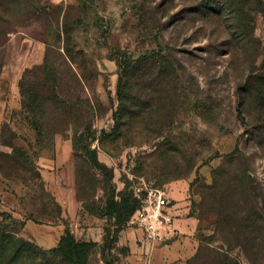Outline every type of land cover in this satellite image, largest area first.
I'll return each mask as SVG.
<instances>
[{"label":"rangeland","instance_id":"374dc122","mask_svg":"<svg viewBox=\"0 0 264 264\" xmlns=\"http://www.w3.org/2000/svg\"><path fill=\"white\" fill-rule=\"evenodd\" d=\"M207 1L11 0L16 28L8 37L0 33V221L17 237L44 251L65 231L99 244L107 238L106 260L129 264L124 237L139 230L135 213L147 195L160 191L172 234L162 243L182 238L185 249L183 259L164 264H264V148L250 133L247 107L244 120L237 110V87L249 67L238 50L234 58L228 53L234 43L223 20L201 9ZM253 23L258 69L263 14L254 13ZM163 46L175 49L200 101L213 102L212 118L174 101L159 134L111 135L118 56L137 58ZM87 143L108 169L87 163ZM237 150L255 179L247 206L256 204L263 218L247 236V255L235 230L219 226L224 208L233 215L247 197L235 183L215 187L213 178ZM57 155L63 163L52 167ZM119 192L135 206L121 225L109 210ZM71 196L76 205L67 213L60 200Z\"/></svg>","mask_w":264,"mask_h":264},{"label":"trees","instance_id":"16d2710c","mask_svg":"<svg viewBox=\"0 0 264 264\" xmlns=\"http://www.w3.org/2000/svg\"><path fill=\"white\" fill-rule=\"evenodd\" d=\"M10 4L11 0H0V26L3 25L0 33L3 37H8L16 28L10 21ZM207 8L223 20L229 40L234 43V51L228 50V53H232L234 58L238 50L243 65L249 67L246 79L237 87V110L242 116L243 107H247L252 121L245 124L250 126V133L258 141V145L264 148V63L262 68L255 69L252 59L257 49L254 45V13L260 12L264 16V0H211L201 9ZM174 50L163 46L151 49L137 58L130 55L118 56V107L113 112L115 125L111 135L119 136L122 132L132 130H137L138 134L144 131L159 134L170 120L169 113L174 101H178L185 110H200V115L212 118L216 107L212 108L211 100L206 99L209 103L200 101L192 78L186 74L180 60L173 55ZM242 119L244 120L243 116ZM82 149L89 155V165L96 169H108L97 159L96 150H92L90 144H85ZM247 163L248 158L237 150L227 156L224 166L213 175L215 187L235 183L240 195L247 197L238 200L243 207L238 205L239 210L233 215L224 208L219 216L220 229L235 230L234 234L244 255H247V244L253 242L247 236L263 221L256 204L248 207L246 203L247 199L252 200L248 190H254L252 184L255 182ZM118 196L119 200L109 202V210L116 213V223L121 225L127 221L125 215L132 213L135 206L125 192H119ZM240 210L245 214L241 215ZM95 215L102 217L101 214ZM17 233L18 231L8 229L3 220L0 221V264H91L97 254L100 256L98 264H119L106 260V250L110 246L107 238L99 244L78 240L69 231H65L54 248L44 251L17 237Z\"/></svg>","mask_w":264,"mask_h":264},{"label":"crops","instance_id":"0c3cea01","mask_svg":"<svg viewBox=\"0 0 264 264\" xmlns=\"http://www.w3.org/2000/svg\"><path fill=\"white\" fill-rule=\"evenodd\" d=\"M58 155L54 160L50 162L51 166L61 165L63 162H58ZM49 166V165H48ZM61 205L64 208V211L70 213L71 209L76 202L71 196L68 201L60 200ZM59 227V226H58ZM64 232V230L62 231ZM143 230L139 228L138 231H134L128 234L127 237H124V242L130 249V253L126 256V261L129 264H164L177 259H183V252L185 249L182 241L184 240L177 239L171 241L170 243L154 242L147 243L143 240Z\"/></svg>","mask_w":264,"mask_h":264},{"label":"built area","instance_id":"2783aa9c","mask_svg":"<svg viewBox=\"0 0 264 264\" xmlns=\"http://www.w3.org/2000/svg\"><path fill=\"white\" fill-rule=\"evenodd\" d=\"M168 201L164 193L151 192L147 195L141 207L135 213V223L143 230V240L147 243L162 242L171 232L165 229L169 218L163 214Z\"/></svg>","mask_w":264,"mask_h":264}]
</instances>
